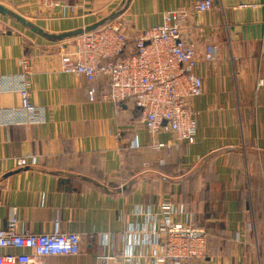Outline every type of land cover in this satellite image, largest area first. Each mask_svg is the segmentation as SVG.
I'll return each instance as SVG.
<instances>
[{"label": "crops", "instance_id": "obj_1", "mask_svg": "<svg viewBox=\"0 0 264 264\" xmlns=\"http://www.w3.org/2000/svg\"><path fill=\"white\" fill-rule=\"evenodd\" d=\"M56 1L59 6L46 9L39 0H0L10 11L0 14V75L19 73L28 57L31 102L47 117L40 125H4L2 112L20 99L0 93V227L16 209L20 233L51 232L59 220L62 232L80 235L78 255L49 257L46 264H152L145 247L127 246L133 212L155 211L171 200L205 227L228 228L215 237L222 246H210L212 264H264V237L253 241L240 217L254 211L255 202L264 211V39L258 28L264 3L222 0L213 11L192 12L183 38L196 47V72L204 81L194 102L196 142L155 150L156 141L172 142V135L148 133L133 102L118 107L103 100L106 78L90 83L58 70L62 49L75 43L71 33L105 18L122 0ZM199 1L131 0L119 21L131 41L162 24L165 13ZM61 5H77L76 13ZM246 25L252 28L243 30ZM210 44L219 47L213 62L204 59ZM92 85L98 94L89 102ZM20 157L28 159L25 167L18 166ZM193 197H199L195 209ZM202 197L210 207L199 205ZM130 251L132 261L125 263Z\"/></svg>", "mask_w": 264, "mask_h": 264}, {"label": "built area", "instance_id": "obj_2", "mask_svg": "<svg viewBox=\"0 0 264 264\" xmlns=\"http://www.w3.org/2000/svg\"><path fill=\"white\" fill-rule=\"evenodd\" d=\"M51 9L56 0H39ZM72 14L77 5H61ZM215 8L214 0H202L192 8H180L165 13L162 24L127 36L119 17L91 32L74 38L73 47L62 49L58 70L84 77L88 82L106 78L108 92L103 100L116 106L131 101L142 113L148 133L157 136L168 132L173 141H156L153 148L161 150L182 143L192 145L198 133V111L194 102L204 89L203 78L196 72V47L183 38V31L193 11L206 13ZM133 40V41H132ZM219 47H205L204 59L216 60ZM15 75H0V93H15L20 105L1 114L4 125H40L47 122L44 108L31 102L30 76L33 66L28 57L20 62ZM97 89L90 86L89 102L97 99ZM27 158L20 157L18 166L25 167ZM136 223L130 224L127 246L145 247L152 264H212L208 252L207 232L194 224L184 205L171 200L161 203L155 211L135 210ZM53 231L31 233L18 231L16 209L9 214L5 227H0V264H46L49 257L78 255L81 237L78 233L62 232L59 220ZM131 251L125 263L132 261ZM109 257H100L106 261Z\"/></svg>", "mask_w": 264, "mask_h": 264}, {"label": "rangeland", "instance_id": "obj_3", "mask_svg": "<svg viewBox=\"0 0 264 264\" xmlns=\"http://www.w3.org/2000/svg\"><path fill=\"white\" fill-rule=\"evenodd\" d=\"M199 197H193L192 200L194 201V203L192 204V207H194V209L197 207V202H198ZM255 202V201H254ZM258 202V201H257ZM255 207H254V211H250L249 213H246L243 217V215L240 213V217L243 219H245L247 221V227L244 229L247 231V234L250 236V238L254 241V238L257 237H264V211L261 209H263L262 204H257L256 202L254 203ZM199 205H201L202 207L206 208V207H210L211 206V202L210 201H206L203 197L201 199V202H199ZM191 207V208H192ZM260 209V212H258L257 210L255 211L256 208ZM227 218V217H226ZM194 224L198 225L199 227L201 226V228H203L207 234H208V252H210V246L212 247H217V246H222L221 243L215 242V238L217 235H226V232H228V228L224 229H216L213 226H209V227H205L203 222H199V220L194 219L193 220ZM209 225H214L213 223L209 222ZM210 234H209V233ZM234 231L232 230L231 235H233ZM213 235V236H212ZM256 248V245L253 246V249Z\"/></svg>", "mask_w": 264, "mask_h": 264}, {"label": "water", "instance_id": "obj_4", "mask_svg": "<svg viewBox=\"0 0 264 264\" xmlns=\"http://www.w3.org/2000/svg\"><path fill=\"white\" fill-rule=\"evenodd\" d=\"M130 2H131V0H122V2L118 5V7L113 12H111L108 16H106L105 18L101 19L100 21H98V22H96V23H94L92 25H89V26L85 27L84 29H82L80 31H75V32L71 33V35H73L74 38H75L76 36L82 34L83 32H91V31L96 30V29L104 26L105 24L115 20L116 18H118L126 10L128 5L130 4ZM237 2L240 3V5H243L246 2H250L249 4H263L264 0H255V1H252V0H247V1L246 0H237ZM214 4H215L216 7L220 8V7H222V0H214ZM233 4L234 3L231 2V1L226 2L227 8L232 7ZM9 12L10 11L4 5L0 4V14L6 15ZM261 12H262V15H261L260 22H264L263 9L261 10ZM248 13L249 12L244 11V13L242 14L243 21L246 22V23H250V20L247 18V14ZM227 15H230V13H227ZM20 20L23 23V25H25L27 27H30L34 31H36V28H33L32 24L30 22L25 21L21 17H20ZM249 28H252V27H250V25H248V26L246 25V27H243V30L244 29L247 30ZM258 28L260 29V34H261L259 39L263 40L264 39V25H260V27H258ZM230 31H231V34L236 32L235 27H230Z\"/></svg>", "mask_w": 264, "mask_h": 264}]
</instances>
